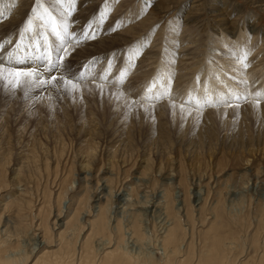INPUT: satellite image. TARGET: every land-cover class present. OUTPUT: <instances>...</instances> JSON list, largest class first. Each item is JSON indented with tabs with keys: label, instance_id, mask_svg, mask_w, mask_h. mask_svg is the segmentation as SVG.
<instances>
[{
	"label": "clouds",
	"instance_id": "clouds-1",
	"mask_svg": "<svg viewBox=\"0 0 264 264\" xmlns=\"http://www.w3.org/2000/svg\"><path fill=\"white\" fill-rule=\"evenodd\" d=\"M82 8L64 59L87 79L0 113V264H264V30L224 58L195 21L149 39L137 0Z\"/></svg>",
	"mask_w": 264,
	"mask_h": 264
},
{
	"label": "rangeland",
	"instance_id": "rangeland-1",
	"mask_svg": "<svg viewBox=\"0 0 264 264\" xmlns=\"http://www.w3.org/2000/svg\"><path fill=\"white\" fill-rule=\"evenodd\" d=\"M215 1L221 2V0H147V3H145V0H137V3L141 8L144 9V11L142 12L140 11V9H136L135 12H133L132 9H129V14H139L143 16L145 12H150L149 15L154 18V25L151 29L152 35L149 36V39H153L156 35L160 34V31L164 28H167L168 34H171V27H175L178 30L179 26L184 23L185 20L195 21L201 28L211 29L216 32L222 46V51L221 49H217V53L219 56L229 58L235 51V48L231 42L235 41L241 33H252L249 29L252 24H256L255 26L264 30V11H262L261 8L258 7V5H251L249 0H229L232 1L238 7V9L234 10V5L230 6L227 12L228 14H226L229 20L226 23L225 20H221L222 17L217 16V11H213ZM20 2H23V0H10L9 3L6 2V0H0V12H2V16H0V45H3V47H0V58L5 59V61L7 60L9 53L20 56L39 55V45L45 41L49 50H54L58 46V40L52 34L51 25L48 23L47 17L43 18V22L36 19V13L38 9H47L49 14L51 15V18L59 24L61 10L59 8L57 0H25V3H28V5L30 3V6H28L27 9V5L24 6L23 9H26V12L25 14H20V18L22 17L21 20L10 22L9 19L15 14V12H18V4ZM81 4L82 0H77L76 6L72 12V16L80 12V9L78 8ZM225 9L226 8H224V11ZM240 9H242V12H240ZM233 10L239 12L242 15L243 22L242 20H240L238 21L239 24L234 25L230 23V18H233V15H235L233 13ZM3 13H5L6 15ZM40 14H42V11L40 12ZM87 15L88 12L84 11L82 17L84 18ZM226 15L224 16L227 18ZM248 15L255 16V20L258 21L256 23L255 21H249V23L245 22V18ZM70 18L72 17H69V19ZM29 20H33L32 29L26 35H22L23 30L28 24ZM73 21L74 20H72L71 23ZM83 23H87V21L85 20L83 21ZM250 23L251 25L249 26ZM223 34L227 37L223 38ZM161 38L166 46L168 43L166 36H162ZM9 41H11V43H8ZM18 45L20 46L19 52H17ZM34 47L36 48L35 52H33ZM25 49L27 51H25ZM167 54L168 50L167 48H165V55ZM166 62L167 61H164V63ZM28 63H26L24 66H28ZM66 67L67 75L70 78H74L73 74H75V76H78L79 71H83V68L78 70L75 65L70 63H68ZM161 71L163 72L164 69H162ZM53 75L58 76L57 73H53ZM35 91H38V89L33 90V92ZM16 92L17 96L13 97L14 94H12L8 90L6 85H0V113H14L17 110L22 109L29 103V100H26V98L23 96L22 91L17 90ZM44 92L45 90L42 93ZM11 94L12 96H10ZM257 118H264V109H262L260 117ZM248 119L250 122H252L254 118L252 116H249ZM181 120L182 115L177 114L175 117V125L177 128L181 123ZM171 122V117H166L165 120L162 121V123L164 124V127H161L162 135L168 133V124ZM10 131H12L13 140L15 141V128L13 127L12 129H10ZM0 149L6 151V140L0 143ZM229 171H231V169H229ZM227 174L228 173H225V176H227ZM9 175L11 177V171ZM62 222L63 221H61V223Z\"/></svg>",
	"mask_w": 264,
	"mask_h": 264
},
{
	"label": "snow or ice",
	"instance_id": "snow-or-ice-1",
	"mask_svg": "<svg viewBox=\"0 0 264 264\" xmlns=\"http://www.w3.org/2000/svg\"><path fill=\"white\" fill-rule=\"evenodd\" d=\"M77 0H57L59 8L61 10L60 22L59 24L51 18L47 9L37 10L36 19L43 22V17H47L48 23L51 25L52 34L58 40V46L54 50H49L47 47L46 41L39 45L40 54L39 55H13L9 53L7 60L0 58V85H6L8 90L15 94L17 90L22 91L23 96L26 100L32 101L35 97L32 95L34 89H45L53 91H63L64 93H71L74 90L78 89L81 85L79 81H84L87 77L83 73H79L75 78H70L68 75L61 78L60 76L53 75L58 70L65 68L67 61L64 57L69 55L68 45L72 43V32L75 30L70 27L69 17L75 19L72 16L73 9L76 6ZM147 3V0H145ZM42 11L43 16L40 15ZM110 11V9H109ZM143 12L144 9L142 8ZM2 16V12H0ZM33 20H29L28 24L25 26L22 35H26L32 29ZM89 28H92L93 25H89ZM171 31L177 30L175 27L170 28ZM85 36L92 38L95 34L89 31H85ZM83 39V37H81ZM8 43H11L9 41ZM3 47V45H0ZM20 46H17V52H19ZM141 49H134L130 52V57L139 55ZM25 51H27L25 49ZM36 51V48H33V52ZM31 62V63H28ZM28 63V66H24ZM35 64L36 66H31ZM91 69V65L89 71ZM165 74L161 72L160 76L157 78V81L149 87L148 93L146 94V99L151 100L153 89L159 83L160 87L163 88V80ZM47 77V78H46ZM210 91V88L209 90ZM161 94H167V90L163 89L162 93H156V98L158 99ZM238 95V94H237ZM260 93H257V96H260ZM205 96L209 101H212L214 98L209 96L207 92ZM230 94L225 92L224 97H229ZM222 97H215V102H222ZM193 103L198 106H203L204 101L198 96H192L187 99L185 103L180 105V110L182 113L187 114L193 111ZM147 108L148 105L146 104ZM197 114H199V109H197Z\"/></svg>",
	"mask_w": 264,
	"mask_h": 264
},
{
	"label": "bare ground",
	"instance_id": "bare-ground-1",
	"mask_svg": "<svg viewBox=\"0 0 264 264\" xmlns=\"http://www.w3.org/2000/svg\"><path fill=\"white\" fill-rule=\"evenodd\" d=\"M6 2H10V0H6ZM249 2H250V4L251 5H258V7H260L261 8V10L262 11H264V0H249ZM5 5V4H4ZM27 5V6H26ZM232 5H234L233 6V9L235 10V9H238V7L232 2V1H229V0H221V2H218V1H215V6H214V8H213V11H217L218 12V15L217 16H220V17H222L221 18V20H225V22L227 23L228 22V20H229V18H228V16L226 15V14H228L227 12H228V9L230 8V6H232ZM8 6V5H7ZM10 6H11V4H10ZM24 6H26V9L28 8V6H30V3H29V5H28V3L26 4L25 3V0H23V2H20L19 4H18V12H15V14L9 19L10 20V22H15V20H21V18H20V14L22 15V14H25V12H26V9H23L24 8ZM23 10H22V9ZM224 8H226L225 9V11H224ZM10 9V8H9ZM8 9V10H9ZM78 9H80L79 11L80 12H78V13H76L75 15H74V17H75V19H72V18H70L69 20H70V24H71V28L72 29H74L75 28V26L77 25V23H80L81 22V19L83 18L82 16H83V14H84V11H86L85 9H83L82 8V4L80 5V7L78 8ZM233 10V13L235 14V15H233V18L231 17L230 18V23L231 24H239V22L238 21H240V20H242V15L239 13V12H237V11H234ZM221 11V12H220ZM240 12H242V9H240ZM3 14H5V13H3ZM16 14H17V16H16ZM6 15V14H5ZM41 16H43V13L42 14H40ZM224 15H226L227 16V18L224 16ZM234 16H238V17H234ZM86 17V16H85ZM251 17V18H250ZM20 18V19H19ZM43 18H45V17H43ZM72 20H74L72 23H71V21ZM227 20V21H226ZM249 21H255V23L258 21H256L255 20V16H251V15H248L246 18H245V22H248L249 23ZM9 22V21H8ZM242 22H243V20H242ZM6 23V22H5ZM251 25V23L249 24V26ZM256 24H252L251 26H250V31L252 32V34H255L257 31H260V30H262V29H260L259 27H257V26H255ZM222 26V25H221ZM220 27V26H219ZM223 36V38L224 37H227L226 35H222ZM33 67L34 66H36V65H32ZM47 78V77H46ZM212 85H210V87H211ZM218 90H221V91H225L226 89L224 88V86H222V85H216L215 86ZM45 89H38V91H35V92H33L32 93V95L34 96V97H36V96H38V95H40L43 91H44ZM16 94H14L13 95V97L14 96H17V92H15ZM10 94V93H9ZM10 96H12V94L10 95ZM6 97V96H5ZM164 124L162 123V126L161 127H164L163 126ZM166 127V126H165Z\"/></svg>",
	"mask_w": 264,
	"mask_h": 264
}]
</instances>
